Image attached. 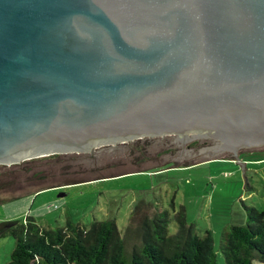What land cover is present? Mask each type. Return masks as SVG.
<instances>
[{
  "label": "water",
  "instance_id": "water-1",
  "mask_svg": "<svg viewBox=\"0 0 264 264\" xmlns=\"http://www.w3.org/2000/svg\"><path fill=\"white\" fill-rule=\"evenodd\" d=\"M129 4L161 34L124 30L92 0H0V166L166 135L264 146V0ZM72 24L103 57L63 50L54 33ZM212 98L249 99L261 112L194 105Z\"/></svg>",
  "mask_w": 264,
  "mask_h": 264
},
{
  "label": "rangeland",
  "instance_id": "rangeland-1",
  "mask_svg": "<svg viewBox=\"0 0 264 264\" xmlns=\"http://www.w3.org/2000/svg\"><path fill=\"white\" fill-rule=\"evenodd\" d=\"M259 149L264 152V148ZM111 156L104 153L101 162L94 166L81 160L84 154H69L36 159L21 168H1L0 199L22 197L48 187L88 181L44 190L36 199H30L23 210L27 213L40 208L46 210L44 217L35 219L38 224L49 223L52 228L58 226L56 222L64 223L66 218L87 227L95 220H114L121 235L136 202L143 201L154 209L167 210L172 216L173 203L175 211L181 206L185 208L187 222L194 225L198 235L203 236L206 231L211 233L217 264H226L220 251L223 229L244 225L245 208L264 211V153L243 155L235 161H207L188 168L156 173H151L150 166L154 163L136 167L124 160L117 167H104L103 163ZM119 157L123 159L122 155ZM203 160L205 158L195 161ZM138 168L150 169L144 173L96 180ZM34 174L39 175L32 178ZM12 203L16 202L5 206ZM16 207L21 209L19 205ZM25 216L20 215L18 220L24 221ZM4 218L5 210L1 204L0 222ZM169 230L173 233L175 224H170ZM13 248L11 237L0 238V264L9 260ZM128 250L130 254V247ZM254 264L260 263L254 261Z\"/></svg>",
  "mask_w": 264,
  "mask_h": 264
},
{
  "label": "trees",
  "instance_id": "trees-1",
  "mask_svg": "<svg viewBox=\"0 0 264 264\" xmlns=\"http://www.w3.org/2000/svg\"><path fill=\"white\" fill-rule=\"evenodd\" d=\"M83 182L88 181L65 185ZM17 198L0 199V205ZM171 207L173 216L167 210L136 202L122 235L114 220H95L88 227L67 220L56 228H44L30 216L24 221L1 222L0 238L14 240L6 264H217L211 233L198 235L187 222L185 208L175 211L173 203ZM245 211L244 225L223 229L220 251L226 264H264V211L254 207ZM172 223L176 226L173 233L169 230Z\"/></svg>",
  "mask_w": 264,
  "mask_h": 264
},
{
  "label": "flooded vegetation",
  "instance_id": "flooded-vegetation-1",
  "mask_svg": "<svg viewBox=\"0 0 264 264\" xmlns=\"http://www.w3.org/2000/svg\"><path fill=\"white\" fill-rule=\"evenodd\" d=\"M92 1L97 7L102 9L108 18L121 23L124 30L141 29L153 34H161L162 32L159 25L150 20L141 19L136 16L130 9L129 0ZM55 34L60 35L64 40L63 50L66 52L79 50L100 58L104 56L103 49L95 42V40H93V37L90 36L89 32L82 24H72L67 29H58L54 35ZM144 99V105L148 106H164L167 104L165 101L147 96L144 97ZM176 104L180 106L183 105V103L179 101L176 102ZM137 105L143 104L137 103ZM194 105H199L205 109L212 110L214 113L219 112L218 110L220 108L224 112H232L237 115L261 112L258 105L249 99L229 101L212 98L204 99L200 102L196 100ZM211 133L213 134L214 132L212 131ZM202 135H206V133H203ZM259 148H264V146ZM259 148L239 147L235 150L233 138L227 140V143H223L221 140H214L211 137H196L183 144L176 135H166L153 138L145 137L127 144H120L113 149L105 148L97 151L94 156L85 154L81 160L92 163V165H98L97 162H101L103 154L110 153L112 154L111 159L103 163L104 167H117L121 165L124 160L133 163L136 167H140L143 164L149 165L154 163V166H150V168L153 170L151 173H156L170 169L188 168L207 161H235L243 155L250 156L255 153L263 154L264 152ZM120 155H122L123 159L119 157ZM197 158H205V160L198 162L195 161ZM150 168H138L132 172L99 178L106 179L130 173H144L146 169Z\"/></svg>",
  "mask_w": 264,
  "mask_h": 264
},
{
  "label": "crops",
  "instance_id": "crops-1",
  "mask_svg": "<svg viewBox=\"0 0 264 264\" xmlns=\"http://www.w3.org/2000/svg\"><path fill=\"white\" fill-rule=\"evenodd\" d=\"M126 175V174H125ZM120 176H122V175H120ZM96 180H99V179H96ZM95 181V180H94ZM63 186H66V185H59V186H54V187H51V188H46V189H43V190H39V191H37V192H34V193H32V194H29V195H24V196H22V197H19V198H17V199H15V200H9V202L7 201V202H5V203H3L2 205H3V208H4V210H5V218H4V220L2 221V222H7V221H15V220H18V217L20 216V215H23V214H26V216H30V217H32V218H36V217H44V215L46 214V210H43L42 208H40V209H38V210H31V211H29L28 213L26 212V210H23V207H25L26 206V203H28V201H30V199H36L39 195H40V193L42 192V191H44V190H48V189H53V188H61V187H63ZM62 196H64L63 194H62ZM61 196V197H62ZM22 198H25V199H22ZM19 200H21V201H19ZM11 202H16V203H12V205H6L5 206V204H10ZM55 201H53L52 203H54ZM17 205H19V207L21 208V209H17ZM22 213V214H21ZM66 215V214H65ZM25 216V217H26ZM36 220V219H35ZM18 221H20V220H18ZM67 221V218H66V220L64 221V223H62V222H56V224L58 225V226H62V225H64L65 224V222ZM37 222V221H36ZM1 223V222H0ZM38 223V222H37ZM40 226H42V227H44V228H52V227H50V225H49V223H47V224H39ZM8 262V261H7ZM7 262H5L4 264H6Z\"/></svg>",
  "mask_w": 264,
  "mask_h": 264
}]
</instances>
